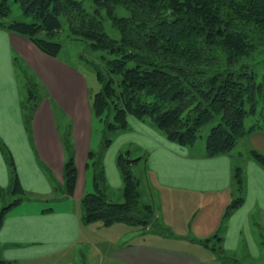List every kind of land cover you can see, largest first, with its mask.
<instances>
[{
  "label": "crops",
  "instance_id": "crops-1",
  "mask_svg": "<svg viewBox=\"0 0 264 264\" xmlns=\"http://www.w3.org/2000/svg\"><path fill=\"white\" fill-rule=\"evenodd\" d=\"M20 72L25 75L24 88L29 76L44 93L30 123L27 99L21 97ZM128 121L129 128L116 132L103 148V132L95 135V114L85 74L60 56L43 52L27 37L0 27V141L8 147L27 192V196L6 207L0 224V257L13 264H86L85 255L80 256L81 246L90 241L89 235L83 234L86 223L82 220V199L99 190L90 153L101 152L107 197L110 199L108 190L113 188L123 196L117 160L120 154L131 156L133 149L121 148L133 143L136 155L129 158L139 160L132 163L131 169L143 164L152 179L150 183L158 188L157 195L146 188L143 197L146 195L148 203L156 211L167 203L182 202L190 208L189 220H185L191 227L184 241L195 245L199 242L205 251L210 250L206 252L210 260H215L217 252L234 264H247L246 258H262L264 165L253 150L264 156V129L252 131L239 141L249 152L243 159L241 151L206 156L202 146L199 150L196 146H181L133 115ZM65 136L73 145L77 168L75 189L68 196L62 192ZM239 167L244 176V201L225 217L236 197L234 174ZM12 178V166L0 146L2 194L11 187ZM138 179L141 190L143 182ZM2 208L0 202V214ZM110 248L99 264H209L195 251L155 243L124 242Z\"/></svg>",
  "mask_w": 264,
  "mask_h": 264
},
{
  "label": "trees",
  "instance_id": "trees-1",
  "mask_svg": "<svg viewBox=\"0 0 264 264\" xmlns=\"http://www.w3.org/2000/svg\"><path fill=\"white\" fill-rule=\"evenodd\" d=\"M15 1L31 19H10V0H0V17L6 19L0 21V27L27 37L40 50L57 57L62 44L55 38L63 30L65 18L71 38L86 41L92 50L102 53L93 68L103 86L92 102V110L95 115L105 114V127L112 132L127 130L129 115H133L170 141L190 148L196 145L202 129L217 119L202 149L206 156H218L233 151L252 131L264 129V113L258 115L259 98L264 100V81H257L251 71L252 60L264 50V0H95L92 11L82 0ZM118 6L128 14L117 15ZM106 19L119 31V37L106 31ZM31 80L27 76V89ZM35 90H28L27 123L39 104L32 102ZM111 142L112 138L105 136L103 148ZM63 143L66 162L62 192L68 196L75 189L77 168L68 136ZM0 146L13 169L10 191L17 195L1 209V224L6 207L27 192L8 147L1 141ZM90 154L99 190L83 197L82 220L150 224L155 210L149 203H141L140 181L131 169L139 159L118 156L124 201L115 202L104 191L101 152ZM253 154L264 165V156L256 150ZM234 178L236 197L225 217L244 201L242 168L235 171ZM215 237L221 239L220 235ZM218 250L222 253L221 247ZM0 264L13 262L0 257Z\"/></svg>",
  "mask_w": 264,
  "mask_h": 264
},
{
  "label": "rangeland",
  "instance_id": "rangeland-1",
  "mask_svg": "<svg viewBox=\"0 0 264 264\" xmlns=\"http://www.w3.org/2000/svg\"><path fill=\"white\" fill-rule=\"evenodd\" d=\"M85 7L92 11L95 7V0H82ZM116 14L119 16H124L128 14V11L118 6L116 8ZM10 19H19V20H30L31 17H26L22 9L20 7L19 2H16L15 0H10ZM6 20L5 18L0 17V21ZM63 21V30L59 32V35L56 36L55 40L60 41L62 44V49L59 53V56L78 67L87 77L88 80V87L91 95L92 102L94 101L96 94L102 89V82L98 77L97 72L93 68L94 64L100 62V56L101 52L94 51L89 46V43L86 41H80V40H74L69 36V30H68V23L65 18L62 19ZM105 27L106 31L113 37H119V31L114 28L111 24L110 19H106L105 21ZM261 53V52H260ZM258 54V58L253 61V66L251 68V71L255 74V77L257 81L263 82L264 81V59H261V57L264 55V50L261 54ZM255 62V63H254ZM18 79H19V85L21 84L20 90H21V97L25 100L27 99V96H29V87L32 88V90L35 88V94L32 102L39 101V99L43 96V89L36 85L35 81H29V87L28 89L24 86V79L25 75L23 73H18ZM26 86V85H25ZM38 86V87H37ZM27 94V95H26ZM264 113V100L262 98H259V104H258V115L262 117ZM105 114L102 115H95V135H98L99 132L101 134V131L103 132L104 137L106 138H113L116 135V132H112L111 130L107 129L105 126ZM252 120V118L248 119V123ZM217 119L213 122L206 125L202 131L201 135L197 140L196 143V149L199 150L201 146H204L206 135L208 134L210 128L216 124ZM151 124V123H150ZM157 130V129H156ZM160 131V130H159ZM161 132V131H160ZM242 140V139H241ZM240 141V140H239ZM126 142V141H121ZM241 142V141H240ZM124 143H119V146ZM131 148L133 149L131 156L129 157H135L136 153V145L133 143L128 144L127 147L121 148L123 151H126V149ZM239 151L242 152L243 159H246L249 152H247V149L244 151V146L241 145V143L235 147L233 150L234 154L238 153ZM236 152V153H235ZM132 172L137 178H140L143 182V186L141 185V203H148L149 200L147 199L146 195L145 198L143 197L144 191L147 189H152L154 191V194H159L157 192L158 188L157 186H153L150 182L152 181L151 178H149L147 171H145L143 164H139L132 167ZM1 188V187H0ZM110 199L116 202H123L124 201V195L120 196L119 191L117 189H109L108 190ZM153 194V195H154ZM120 197V198H119ZM17 198V195H14L10 188H8V191L6 193H0V202L2 206L9 205L11 202H13L14 199ZM51 203V202H50ZM53 203H51V206ZM155 210V209H154ZM189 210L185 204H182L180 202L178 205L167 203V206H159L158 211L155 210V218L153 221L145 225V223H137V224H131L126 221H117L112 224H107L104 221L100 219H95L90 222H87L84 229L83 234L89 235V242L81 246V254L82 257L83 254L85 255V261L86 264H92L95 262V264H99L100 258H102L103 253L106 254V251H109L110 246L112 244H118V243H132V242H147V243H155L160 245H167L172 247H179L182 249H189L192 251H195L205 257L207 261H209V264H234L231 260H226L223 257H220L219 253H215V260L212 258L210 260L209 255H207L206 252H210V250L205 251L204 247L202 245H199V242L195 244H190L184 241L185 239H182L184 235L188 236L190 232V222L186 221L189 220ZM195 211V210H194ZM206 211V209H204ZM209 214H213L212 210L207 211ZM196 213V212H195ZM194 213V214H195ZM193 214V215H194ZM201 215V213L198 214V218ZM188 216V217H187ZM186 219V220H185ZM195 227V226H194ZM90 243V245H89ZM216 243V242H215ZM215 243H212L213 245ZM110 248V249H109ZM212 250V249H211ZM78 261V260H77ZM245 263L247 264H264V252L262 258H246ZM79 262L82 263L83 259H79Z\"/></svg>",
  "mask_w": 264,
  "mask_h": 264
}]
</instances>
